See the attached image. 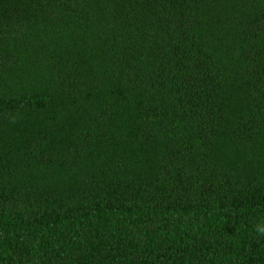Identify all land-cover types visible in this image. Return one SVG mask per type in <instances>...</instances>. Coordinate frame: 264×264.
Instances as JSON below:
<instances>
[{
  "label": "trees",
  "instance_id": "1",
  "mask_svg": "<svg viewBox=\"0 0 264 264\" xmlns=\"http://www.w3.org/2000/svg\"><path fill=\"white\" fill-rule=\"evenodd\" d=\"M0 264H264V0H0Z\"/></svg>",
  "mask_w": 264,
  "mask_h": 264
}]
</instances>
